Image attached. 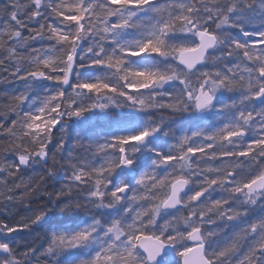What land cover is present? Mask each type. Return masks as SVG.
Here are the masks:
<instances>
[{
	"label": "snow or ice",
	"instance_id": "6c2138e0",
	"mask_svg": "<svg viewBox=\"0 0 264 264\" xmlns=\"http://www.w3.org/2000/svg\"><path fill=\"white\" fill-rule=\"evenodd\" d=\"M4 11L0 197L47 203L0 222V264H264V0Z\"/></svg>",
	"mask_w": 264,
	"mask_h": 264
},
{
	"label": "trees",
	"instance_id": "16d2710c",
	"mask_svg": "<svg viewBox=\"0 0 264 264\" xmlns=\"http://www.w3.org/2000/svg\"><path fill=\"white\" fill-rule=\"evenodd\" d=\"M8 3V0H0V23L4 21L5 17V7ZM10 67V66H9ZM21 88V85L16 82L12 81L8 78L7 72H0V105H3L7 102L8 96L17 91ZM165 116L168 115V113H164ZM0 118H3V114H0ZM15 117L9 116L8 119H14ZM69 123H71L69 121ZM70 132L72 129L69 130ZM8 144V141L3 140L0 138V146H6ZM59 159V157H57ZM48 167H51L49 164ZM40 171V166L37 165L35 171L33 169H22L21 172L18 174V178L22 179H28L30 176L35 178V173ZM53 185H55V181L49 179L48 180V188L47 190L49 192L54 191ZM57 187L59 185H56ZM0 207L1 205H4L6 201H4L3 197L0 198ZM22 204L17 205L16 212L14 214H11L12 216H7L5 214L0 215V222L3 223H15L21 215L25 214L26 212H29L30 210H35L39 207H41L43 204L47 203V199L44 196H41L36 199L29 198L26 202H21ZM46 229L39 228L36 226H32L30 229H24V230H18L16 237L17 242L20 244L21 249L25 245L29 246H35L37 249H40L42 247H46ZM35 264V262H34ZM39 264H48L47 261L43 260L42 258L39 260Z\"/></svg>",
	"mask_w": 264,
	"mask_h": 264
},
{
	"label": "rangeland",
	"instance_id": "374dc122",
	"mask_svg": "<svg viewBox=\"0 0 264 264\" xmlns=\"http://www.w3.org/2000/svg\"><path fill=\"white\" fill-rule=\"evenodd\" d=\"M0 191H4L3 189H0ZM2 198V197H0ZM5 201V200H4ZM4 205H1L2 207H0V215L1 214H5L7 216H12L11 214H14V212H16V206L19 204H22L21 202L17 201L13 204H9L7 201L4 202ZM1 204V202H0ZM34 214V210H30L29 212H26L25 214L21 215L20 218L15 222V223H9L10 225H15L17 223L23 222L25 221L27 218L33 216ZM17 233H14L12 235L16 236Z\"/></svg>",
	"mask_w": 264,
	"mask_h": 264
}]
</instances>
